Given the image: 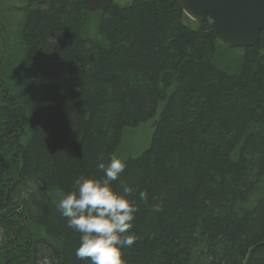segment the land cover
<instances>
[{"label": "trees", "instance_id": "obj_1", "mask_svg": "<svg viewBox=\"0 0 264 264\" xmlns=\"http://www.w3.org/2000/svg\"><path fill=\"white\" fill-rule=\"evenodd\" d=\"M31 4L0 96V264H86L58 195L77 176L102 177L98 162L149 122L148 147L112 182L138 207L125 264H264L260 44L218 45L213 23L189 20L177 0L103 13L81 0Z\"/></svg>", "mask_w": 264, "mask_h": 264}, {"label": "clouds", "instance_id": "obj_2", "mask_svg": "<svg viewBox=\"0 0 264 264\" xmlns=\"http://www.w3.org/2000/svg\"><path fill=\"white\" fill-rule=\"evenodd\" d=\"M102 177L92 179L77 176L76 191H60L56 211L66 219L67 227L80 233L75 257L86 264H125L122 248L131 247L136 237L125 235L132 227L138 207L127 199L133 189L121 184L122 193L112 188V182L119 179L126 162L112 154L107 162L97 164ZM140 200L146 193H138Z\"/></svg>", "mask_w": 264, "mask_h": 264}, {"label": "water", "instance_id": "obj_3", "mask_svg": "<svg viewBox=\"0 0 264 264\" xmlns=\"http://www.w3.org/2000/svg\"><path fill=\"white\" fill-rule=\"evenodd\" d=\"M81 1L90 13H103L114 2ZM177 3L191 21L201 23L208 18L213 23L218 45L248 49L260 44L264 50V0H177Z\"/></svg>", "mask_w": 264, "mask_h": 264}, {"label": "rangeland", "instance_id": "obj_4", "mask_svg": "<svg viewBox=\"0 0 264 264\" xmlns=\"http://www.w3.org/2000/svg\"><path fill=\"white\" fill-rule=\"evenodd\" d=\"M131 2L132 0H114V3L119 6H127ZM31 7V0L0 1V40L3 41V44H0V46L3 47L4 52L13 64L11 65L10 63V66L16 67L21 56H23L21 30L27 16V12ZM92 18L95 20L94 16ZM0 52H2V50H0ZM231 58V55H227L223 59L229 63ZM152 131V124L149 122L145 126L127 133L121 145L120 158L124 159L127 155H139L145 148L148 147ZM9 155L12 156L13 153L6 154V159L10 157ZM11 172L12 171L9 173Z\"/></svg>", "mask_w": 264, "mask_h": 264}, {"label": "flooded vegetation", "instance_id": "obj_5", "mask_svg": "<svg viewBox=\"0 0 264 264\" xmlns=\"http://www.w3.org/2000/svg\"><path fill=\"white\" fill-rule=\"evenodd\" d=\"M2 42L3 41L0 40V44H3ZM0 50H2V52H0V96L1 95L6 96V95H8V92H7V80L9 79L10 76L13 75V71L16 69V67L21 62L23 56H21L19 62L16 65V67L15 66H10V63H11L10 59L8 58L6 53L4 52L2 46H0ZM11 65H13V64L11 63Z\"/></svg>", "mask_w": 264, "mask_h": 264}]
</instances>
